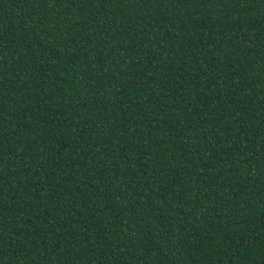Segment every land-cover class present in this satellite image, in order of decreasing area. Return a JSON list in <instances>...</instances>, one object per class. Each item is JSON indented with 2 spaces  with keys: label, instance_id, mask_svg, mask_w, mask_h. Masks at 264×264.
<instances>
[{
  "label": "trees",
  "instance_id": "trees-1",
  "mask_svg": "<svg viewBox=\"0 0 264 264\" xmlns=\"http://www.w3.org/2000/svg\"><path fill=\"white\" fill-rule=\"evenodd\" d=\"M0 264H264V0H0Z\"/></svg>",
  "mask_w": 264,
  "mask_h": 264
}]
</instances>
